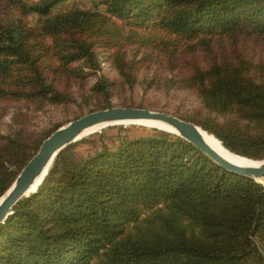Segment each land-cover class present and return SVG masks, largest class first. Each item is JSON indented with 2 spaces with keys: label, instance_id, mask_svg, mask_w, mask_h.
I'll return each mask as SVG.
<instances>
[{
  "label": "trees",
  "instance_id": "16d2710c",
  "mask_svg": "<svg viewBox=\"0 0 264 264\" xmlns=\"http://www.w3.org/2000/svg\"><path fill=\"white\" fill-rule=\"evenodd\" d=\"M71 1L0 0V197L60 127L155 111L139 88L189 93L199 106L173 116L264 160V0ZM49 107L79 113L32 129L30 113ZM78 145L0 226V264H264V182L157 129L86 157Z\"/></svg>",
  "mask_w": 264,
  "mask_h": 264
},
{
  "label": "water",
  "instance_id": "95a60500",
  "mask_svg": "<svg viewBox=\"0 0 264 264\" xmlns=\"http://www.w3.org/2000/svg\"><path fill=\"white\" fill-rule=\"evenodd\" d=\"M141 121L155 123L153 129L171 133L184 139L212 162L230 173L260 183L264 182V160L247 159L248 162L238 164L220 156L204 139L202 132L206 131L201 127L171 114L146 109L115 107L90 113L74 120L57 129L42 143L38 153L23 168L4 195L0 197V226L13 213L19 202L38 189L55 158L68 146L86 137L88 131L93 129L99 131L117 125H134ZM160 125L170 130L164 129Z\"/></svg>",
  "mask_w": 264,
  "mask_h": 264
},
{
  "label": "rangeland",
  "instance_id": "374dc122",
  "mask_svg": "<svg viewBox=\"0 0 264 264\" xmlns=\"http://www.w3.org/2000/svg\"><path fill=\"white\" fill-rule=\"evenodd\" d=\"M98 2L99 0H73L63 7L69 9L72 5H75L79 8L92 9L96 7ZM103 72L110 78H116L117 76L113 68L108 64L103 65ZM134 99L136 102H142L155 111L163 110L171 115L188 114L192 109L199 106L194 96L183 92L145 91L139 88L136 90ZM113 105L118 106L119 99H113ZM78 113L79 109L77 107L66 110L49 107L44 112H31L30 127L37 132L44 131L67 119H73ZM8 124L9 117L1 123V129L6 130ZM153 130V128H147L140 124L111 126L87 135L82 139L86 140L83 143H80L82 140L76 142L79 145L75 148V152L78 157H86L101 149L104 144L111 148L116 147L119 135H128L130 137L144 136L151 134Z\"/></svg>",
  "mask_w": 264,
  "mask_h": 264
},
{
  "label": "bare ground",
  "instance_id": "6f19581e",
  "mask_svg": "<svg viewBox=\"0 0 264 264\" xmlns=\"http://www.w3.org/2000/svg\"><path fill=\"white\" fill-rule=\"evenodd\" d=\"M135 124H140V125H143L147 128H153V126L155 125V123H152V122H146V121H141V122H137ZM159 126V125H158ZM160 127L162 128H166L168 129L167 127L165 126H161ZM98 129H93V130H90L86 133V135H89V134H92L93 132L97 131ZM170 130V129H168ZM203 134V137L204 139L206 140V142L213 148L214 151H216L220 156L232 161V162H235V163H238V164H241V163H244V162H248L246 158H241V157H238V156H235L233 154H231L229 151H227L218 141L217 139L211 137L207 132H202Z\"/></svg>",
  "mask_w": 264,
  "mask_h": 264
}]
</instances>
